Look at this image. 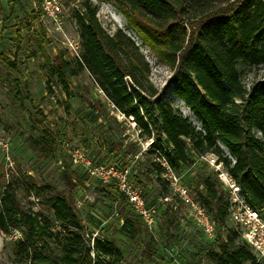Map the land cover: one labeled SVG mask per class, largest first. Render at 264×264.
<instances>
[{"label":"trees","instance_id":"16d2710c","mask_svg":"<svg viewBox=\"0 0 264 264\" xmlns=\"http://www.w3.org/2000/svg\"><path fill=\"white\" fill-rule=\"evenodd\" d=\"M105 1L128 17L156 56L173 70L165 89L170 87L186 103L202 128L154 85L149 63L135 41L121 29L108 33L97 19V8L88 3L85 14L78 15L82 50L75 58L77 69L61 56L50 64V77L69 93L67 73L87 69L112 104L134 118L140 137L153 140L146 154H158L179 172L195 157L215 153L246 202L264 213V80L248 88L237 67L239 61L252 66L264 63V0ZM0 58L11 63L2 53ZM153 165L161 180L158 173L165 168L160 162ZM204 185L203 203L223 230L219 249L210 250L209 258L215 264H263L232 226L230 203L216 182L207 178ZM113 186L112 199L127 209L120 216V231L134 240L149 233L129 197ZM33 187L47 209L24 208L11 185L1 194L0 236L20 234L8 264H126L124 251L113 239L87 236L68 196L51 186ZM161 193L168 195L170 190L164 187ZM153 240L151 235L146 242L149 259L154 255Z\"/></svg>","mask_w":264,"mask_h":264},{"label":"rangeland","instance_id":"374dc122","mask_svg":"<svg viewBox=\"0 0 264 264\" xmlns=\"http://www.w3.org/2000/svg\"><path fill=\"white\" fill-rule=\"evenodd\" d=\"M44 1L0 0V53L11 60L9 64L0 58V198L11 185L24 208L47 209L36 198L33 186H51L68 196L89 238L98 236L117 242L125 253L126 264H215L208 252L219 249L223 230L217 228L215 238L205 234L183 192L214 218L203 203L204 180L211 178L231 205L230 187L225 188L220 177V172L227 169L224 164L217 168L218 155L208 152L195 157L177 172L158 154H146L153 140L140 137L134 118L112 104L87 69L76 75L67 73L69 93L49 74L50 64L61 56L74 62L77 69L75 58L82 50L78 15L85 14L86 3L97 8V19L108 33L121 29L135 41L149 63L151 81L201 129L186 103L170 87L165 89L173 70L156 56L113 2L50 0L46 8ZM237 67L248 88L264 80V63L252 66L239 61ZM221 148L235 162L223 144ZM76 151L92 165H129L130 184L141 191L145 204L156 210L155 225L149 233L143 232L134 240L120 231V216L127 209L112 199L117 180L105 184L86 165L75 161ZM153 162L165 168L158 173L161 180ZM151 168L153 172L149 173ZM164 187L170 190L168 195L161 193ZM229 213L235 226L230 209ZM151 235L154 255L149 259L146 242ZM19 236L18 232L0 236V264L10 262Z\"/></svg>","mask_w":264,"mask_h":264},{"label":"built area","instance_id":"2783aa9c","mask_svg":"<svg viewBox=\"0 0 264 264\" xmlns=\"http://www.w3.org/2000/svg\"><path fill=\"white\" fill-rule=\"evenodd\" d=\"M45 7L48 8L50 0H45ZM75 161L86 165L91 174L101 177L105 184H112L117 180L118 188L124 192L130 200L134 210L139 214L149 229L155 225V212L152 207L145 204L141 191L132 187L129 182V170L127 168L120 170L116 165H92L82 153H74ZM203 157V156H202ZM213 161V160H212ZM216 163V161H213ZM218 169L223 166L222 162L216 163ZM220 177L225 182V188L230 187L229 191L233 195L230 205L231 218L235 223V228L239 231L241 239L248 244V247L256 256L257 260L264 264V217L262 212L251 207L245 200L244 195L240 192V187L233 176L228 172H220ZM184 197L190 202L194 219L202 230L211 238L217 236V221L213 216L206 212L205 208L199 203L194 202L183 192Z\"/></svg>","mask_w":264,"mask_h":264}]
</instances>
